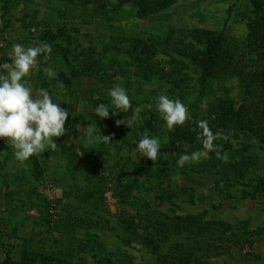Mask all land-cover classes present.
<instances>
[{"label": "rangeland", "instance_id": "obj_1", "mask_svg": "<svg viewBox=\"0 0 264 264\" xmlns=\"http://www.w3.org/2000/svg\"><path fill=\"white\" fill-rule=\"evenodd\" d=\"M263 26L264 0H184L143 17L119 0H0V65L10 63L14 43H49V58L24 79L70 110L55 151L20 162L0 139V264H171L159 257L183 241L190 264H264ZM194 29L224 34L218 57L235 52L228 71L207 75L180 57ZM167 54L185 64L182 89L163 77ZM116 84L132 107L101 119L95 108ZM160 94L187 106L185 125L167 129L155 110ZM138 106L139 123L116 125ZM201 119L229 134L216 141L224 159L212 152L178 167L181 154L202 147L193 131ZM94 120L101 133L86 146ZM145 131L163 144L155 163L135 150ZM110 134V142L98 138ZM155 210L199 223L187 236L160 233L158 246L147 244L156 231L150 219H162Z\"/></svg>", "mask_w": 264, "mask_h": 264}, {"label": "clouds", "instance_id": "obj_2", "mask_svg": "<svg viewBox=\"0 0 264 264\" xmlns=\"http://www.w3.org/2000/svg\"><path fill=\"white\" fill-rule=\"evenodd\" d=\"M51 51L52 46L47 42L31 46L14 43L8 53L10 63L0 65V139L11 144L14 149L13 154L20 162L27 161L33 155H40L46 149L57 150L56 138L66 133L65 125L70 110L61 107V103L53 102L46 89L39 88L34 92L24 79L33 68L39 69V58L43 56L46 61ZM42 71L48 77L56 75L49 67L43 68ZM107 95L110 98L109 103L99 104L94 111L101 119L109 117L110 109L112 115H116L119 112H127L132 107L127 90L120 84L108 89ZM153 99L155 110L165 121L167 129L172 130L175 126L185 125L189 119V111L179 98L173 99L160 94ZM147 107L152 108L153 105L149 104ZM142 110L143 106L136 107L130 119L116 120V125L124 124L131 129L134 124L140 122ZM96 130L100 131V128L97 127L95 120L85 128L86 146L93 143V134ZM193 131L196 132L197 140L202 147L190 153L181 154L177 160L178 167L182 168L185 164L209 159V153L212 152L217 159H224L221 155L222 147L216 141H228V133L223 129L214 132L206 119L196 121ZM112 135L114 134L100 135L98 138L107 143L112 140ZM162 146L158 137L145 131L136 142L135 150L140 156L155 163L159 159V150Z\"/></svg>", "mask_w": 264, "mask_h": 264}, {"label": "trees", "instance_id": "obj_3", "mask_svg": "<svg viewBox=\"0 0 264 264\" xmlns=\"http://www.w3.org/2000/svg\"><path fill=\"white\" fill-rule=\"evenodd\" d=\"M122 3L123 2H133V4L137 7V13L139 16L143 17L146 15L154 14V13H160L162 11L167 10L171 6H173L175 3L179 1L184 0H119ZM264 31V26H263ZM190 39L186 43V46L188 49H185V52L181 53L180 57H183L187 59L190 62L195 63L196 65L200 66L205 70L207 75L215 74L218 69H221V71L226 72L230 69L231 61L234 58L235 52H229L223 49V52L225 51L226 59H220L218 55L221 54L219 51V48L222 49V44L226 40L224 34L217 33L212 30L207 29H194L191 31ZM200 44L201 49H198L195 44ZM179 49V47H178ZM177 49V50H178ZM235 51V49H233ZM222 52V53H223ZM234 53V54H233ZM169 56L168 60V69L165 71L166 76L165 80L176 89H182L181 85H187V75L181 70L180 65L185 66V64H182V60H176V58L170 54H167ZM137 61H142L141 58ZM147 61V60H146ZM150 64L149 62H147ZM263 83V82H262ZM264 83L262 84V86ZM264 89V86H263ZM154 113V111H153ZM157 117V116H156ZM146 168V167H144ZM154 218H162L160 221H157L155 223L148 220V222L152 223V225H155L156 231L154 233H146L144 237H146L145 243L158 246L156 243V238L159 237L162 238L163 236L160 235V233L165 234V240L170 239L174 234H183L188 235L191 233V227L194 223H199L198 217L196 215H184V216H170L168 214H163L155 210L152 215ZM205 226H210L211 224H216L215 222L210 223V221L204 222ZM159 226V228L157 227ZM158 228V229H157ZM171 230H176L174 232H171ZM172 250V249H171ZM194 255L193 250H191L190 245L186 241L179 242L177 245L173 248L171 252L169 250L165 253H163V257L161 258V261H164V263H171V264H190L191 258ZM160 261V262H161Z\"/></svg>", "mask_w": 264, "mask_h": 264}]
</instances>
